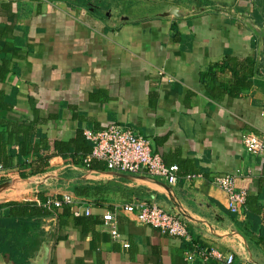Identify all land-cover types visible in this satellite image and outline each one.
I'll list each match as a JSON object with an SVG mask.
<instances>
[{"label":"crops","instance_id":"1","mask_svg":"<svg viewBox=\"0 0 264 264\" xmlns=\"http://www.w3.org/2000/svg\"><path fill=\"white\" fill-rule=\"evenodd\" d=\"M228 56L254 61L250 87L232 92L239 80L219 66ZM0 92L15 102L0 110L8 155L17 135L3 119L33 125L35 143L112 123L132 127L180 166L176 185L65 162L23 178L13 157L0 172V201L71 192L91 205V215L58 218L57 226L44 219L57 229L50 264H222L187 260L210 249L264 264L246 215L232 214L211 182L234 174L239 188L258 195L264 181V156L243 145L247 132L264 135V0H0ZM138 201L181 213L191 240L125 212L115 240L103 215ZM0 264H9L1 252Z\"/></svg>","mask_w":264,"mask_h":264},{"label":"built area","instance_id":"2","mask_svg":"<svg viewBox=\"0 0 264 264\" xmlns=\"http://www.w3.org/2000/svg\"><path fill=\"white\" fill-rule=\"evenodd\" d=\"M86 138L93 144L92 152L85 157L84 164L90 168L95 160L102 161L109 171H117L130 176L148 175L162 178L170 185H176L180 180V166L176 163L168 164L160 153L154 152L151 140L138 134L127 125L112 124L102 130L85 129ZM243 145L250 155L264 156V135L253 131L243 135ZM5 171L0 165V172ZM203 177L202 174H188L187 179ZM212 184L225 195L228 210L234 215H245L249 191L237 186V177L234 174H218L211 180ZM53 209L55 215L65 206L75 207L77 217L91 215V205L80 197L69 192L61 198L49 196L46 203ZM4 210L0 209V216ZM134 213L137 220L145 225H151L161 230L164 235L191 240L187 221L179 212H169L162 207L146 201L123 202L115 205L114 210L103 215V225L109 229L116 240L120 236L117 228V216L122 213ZM128 247V243L123 244ZM196 255L204 261L217 258L222 264H251L250 261L238 262L234 253H221L216 249L187 252V260L194 262Z\"/></svg>","mask_w":264,"mask_h":264},{"label":"trees","instance_id":"3","mask_svg":"<svg viewBox=\"0 0 264 264\" xmlns=\"http://www.w3.org/2000/svg\"><path fill=\"white\" fill-rule=\"evenodd\" d=\"M229 58L225 63L219 64L223 72L230 70L239 84L232 88V92L238 89H246L251 86L252 80L249 75V68L253 67L254 61L245 59ZM248 72V74H246ZM216 72H211L215 75ZM15 102L6 98L0 92V110L12 111ZM7 127H13L17 135V146L11 148L8 155L4 135L0 134V165L4 168H12L11 160L18 157L20 176L26 178L37 173H44L57 163H71L84 165V159L93 150V144L86 138L84 129L79 127L75 138L68 141L49 140L43 137L42 142L35 143L36 130L33 125L25 126L3 119ZM41 146V147H40ZM93 168L104 170L105 164L95 160L91 165ZM1 182V181H0ZM258 195H249L244 212L247 219V230L257 239V243L264 248V181L259 186ZM78 194H81L78 192ZM41 202L31 198H9L0 201V209L4 212L0 216V252L9 264H29L30 258L34 257L37 251L47 239V231L43 227L45 218L54 215L53 209L46 204L48 195H41ZM75 207L65 206L58 218L61 223H66V217L77 219L74 212ZM263 214V215H262Z\"/></svg>","mask_w":264,"mask_h":264},{"label":"water","instance_id":"4","mask_svg":"<svg viewBox=\"0 0 264 264\" xmlns=\"http://www.w3.org/2000/svg\"><path fill=\"white\" fill-rule=\"evenodd\" d=\"M45 220L55 221L57 226L58 223V216H52L48 217ZM46 231H50L51 229L53 230V234L51 235L50 239H46L40 249L37 251L36 255L34 257L30 258L29 264H50L51 258H52V252H53V247L56 242V234H57V229L56 227H50L49 225L43 226Z\"/></svg>","mask_w":264,"mask_h":264}]
</instances>
